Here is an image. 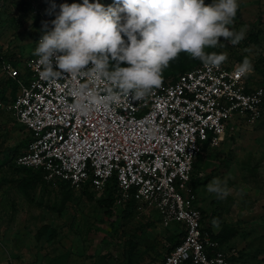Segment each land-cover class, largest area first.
I'll use <instances>...</instances> for the list:
<instances>
[{
  "label": "built area",
  "instance_id": "1",
  "mask_svg": "<svg viewBox=\"0 0 264 264\" xmlns=\"http://www.w3.org/2000/svg\"><path fill=\"white\" fill-rule=\"evenodd\" d=\"M238 65L200 61L140 100L118 92V102L92 105L82 115L72 105L74 87L88 83L83 76L43 78L34 51L20 64L3 61L17 90L0 100V108L30 135L15 164L41 169L46 182L98 194L115 176L116 205L133 200L137 208H154L165 223L181 225L180 239L158 264H230L237 251L222 246L205 226L193 181L202 176H194V164L206 146L263 117L264 85L253 86V70L241 76ZM92 87L101 94L114 88Z\"/></svg>",
  "mask_w": 264,
  "mask_h": 264
},
{
  "label": "rangeland",
  "instance_id": "2",
  "mask_svg": "<svg viewBox=\"0 0 264 264\" xmlns=\"http://www.w3.org/2000/svg\"><path fill=\"white\" fill-rule=\"evenodd\" d=\"M73 2L82 0H0V62L20 64L31 55L37 38L53 27L59 5ZM100 2L107 6L113 0ZM229 27L242 31L244 38L233 45L221 37L220 44L206 51L226 53L231 64L248 58L251 84L264 85V0H239ZM198 62L181 52L163 70L162 81ZM1 65L0 100H7L17 88ZM28 141L25 127L0 108V264H158L178 239L181 225L165 223L154 208L134 205L120 216L108 215L98 203L105 193L59 180L38 179L22 187L28 172L15 164V157ZM200 171L198 178H205L196 185L201 209L223 225L227 238L238 237L226 245L237 251L232 264H264V114L254 125L226 133L217 146L206 147L195 161L194 176ZM217 177L229 189L223 199L207 190Z\"/></svg>",
  "mask_w": 264,
  "mask_h": 264
},
{
  "label": "clouds",
  "instance_id": "3",
  "mask_svg": "<svg viewBox=\"0 0 264 264\" xmlns=\"http://www.w3.org/2000/svg\"><path fill=\"white\" fill-rule=\"evenodd\" d=\"M113 3L115 6H105L100 0L60 4L51 21L53 27L41 35L34 50L43 78L59 80L67 73V77L83 76L88 81L73 89L76 102L72 108L82 115H88L92 105L118 102V92L131 94L134 100L149 95L161 86L163 70L181 52L219 67L227 54L210 53L206 48L216 47L221 37L233 45L244 38L242 31L237 33L229 27L237 15L239 0ZM251 69L250 60L245 58L236 72L243 76ZM101 83L114 88L101 94L92 87ZM207 190L218 199L229 194L226 181L219 177L207 185Z\"/></svg>",
  "mask_w": 264,
  "mask_h": 264
},
{
  "label": "trees",
  "instance_id": "4",
  "mask_svg": "<svg viewBox=\"0 0 264 264\" xmlns=\"http://www.w3.org/2000/svg\"><path fill=\"white\" fill-rule=\"evenodd\" d=\"M108 5H114V3H110ZM107 5V6H108ZM123 15V13L121 14ZM253 40L255 42L256 45H259V41L257 40V37L256 36H253ZM8 80H11V79H8ZM12 82V81H11ZM3 98V97H2ZM29 139H30V135H29ZM195 166V164H194ZM21 169H25L27 170V174L24 176V178L21 180V184H22V187L24 188H27V187H30L31 185H33L38 179H41L43 181H45V179L43 178V171L41 169H33V168H26V167H20ZM198 179V178H197ZM195 179L193 181V188L195 189L197 183H199V181ZM46 182V181H45ZM63 184L65 185H68V183L66 182H63ZM115 185H116V178L115 176H112V178L110 179L108 185L106 186L105 190L103 193H105V196L102 197V199H99L98 200V203L101 207H104L105 208V212L108 214V215H111L112 213L115 215H118L120 216L121 213L123 211H125V209H127V207H131V206H134L135 203L133 200L129 201L124 207H121V206H118L116 205L115 203V198H116V188H115ZM223 231L222 230L218 235H215L214 238L217 239L219 242H224L225 241V236H223ZM182 235V231L179 232V237L178 239L175 241V243L180 239ZM174 243V244H175ZM234 261V259L230 260V264H232Z\"/></svg>",
  "mask_w": 264,
  "mask_h": 264
},
{
  "label": "crops",
  "instance_id": "5",
  "mask_svg": "<svg viewBox=\"0 0 264 264\" xmlns=\"http://www.w3.org/2000/svg\"><path fill=\"white\" fill-rule=\"evenodd\" d=\"M1 59V58H0ZM4 60H1V64H2V62H3ZM2 66V65H1ZM4 94V93H3ZM2 94V95H3ZM8 96V95H7ZM2 109V108H1ZM206 147H208V146H206ZM205 147V148H206ZM204 148V149H205ZM203 149V150H204ZM201 172V171H200ZM205 178H203V179H200V178H198L197 180L201 183V182H203V180H204ZM195 190H196V187H195ZM197 195V194H196ZM197 202H198V204H199V206H200V208H202L201 207V203L199 202V198H198V195H197ZM201 211H202V214H203V219H204V224H205V226L208 228V230L210 231V232H212V234L215 236V235H218L222 230H225L224 229V227H223V225H221V223H217V222H215V219L213 220V217H207V214L205 213V211H204V209H201ZM213 220V222H211L212 220ZM230 234V233H229ZM229 234L227 233V231H223V236H225V239L227 240V241H224V242H220V244L222 245V246H224V247H227L226 245H228V244H232V243H234V241L236 240V238H238V237H233V238H227L228 236H229Z\"/></svg>",
  "mask_w": 264,
  "mask_h": 264
}]
</instances>
